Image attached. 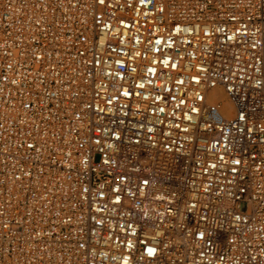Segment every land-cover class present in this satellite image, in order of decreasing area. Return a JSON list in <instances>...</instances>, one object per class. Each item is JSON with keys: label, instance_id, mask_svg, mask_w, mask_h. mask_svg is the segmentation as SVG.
Segmentation results:
<instances>
[{"label": "built area", "instance_id": "1", "mask_svg": "<svg viewBox=\"0 0 264 264\" xmlns=\"http://www.w3.org/2000/svg\"><path fill=\"white\" fill-rule=\"evenodd\" d=\"M0 264H264V0H0Z\"/></svg>", "mask_w": 264, "mask_h": 264}, {"label": "bare ground", "instance_id": "2", "mask_svg": "<svg viewBox=\"0 0 264 264\" xmlns=\"http://www.w3.org/2000/svg\"><path fill=\"white\" fill-rule=\"evenodd\" d=\"M211 96H213L216 100H222L224 102V106H225V113L226 115H230L233 113V107L230 104L227 96L224 94V92L219 89L216 88L212 93Z\"/></svg>", "mask_w": 264, "mask_h": 264}, {"label": "snow or ice", "instance_id": "3", "mask_svg": "<svg viewBox=\"0 0 264 264\" xmlns=\"http://www.w3.org/2000/svg\"><path fill=\"white\" fill-rule=\"evenodd\" d=\"M154 251V249H152V248H149L148 249V252L151 254L152 252Z\"/></svg>", "mask_w": 264, "mask_h": 264}, {"label": "rangeland", "instance_id": "4", "mask_svg": "<svg viewBox=\"0 0 264 264\" xmlns=\"http://www.w3.org/2000/svg\"><path fill=\"white\" fill-rule=\"evenodd\" d=\"M246 207H245V205L243 204V206H242V209H245Z\"/></svg>", "mask_w": 264, "mask_h": 264}]
</instances>
